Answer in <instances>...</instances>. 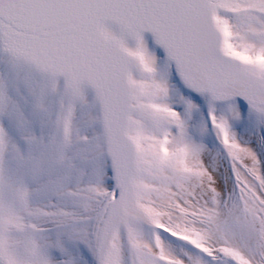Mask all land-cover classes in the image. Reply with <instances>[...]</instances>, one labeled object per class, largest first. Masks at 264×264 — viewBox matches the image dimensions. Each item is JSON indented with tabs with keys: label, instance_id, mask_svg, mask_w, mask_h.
I'll list each match as a JSON object with an SVG mask.
<instances>
[{
	"label": "snow or ice",
	"instance_id": "1",
	"mask_svg": "<svg viewBox=\"0 0 264 264\" xmlns=\"http://www.w3.org/2000/svg\"><path fill=\"white\" fill-rule=\"evenodd\" d=\"M0 264H264V0H0Z\"/></svg>",
	"mask_w": 264,
	"mask_h": 264
}]
</instances>
